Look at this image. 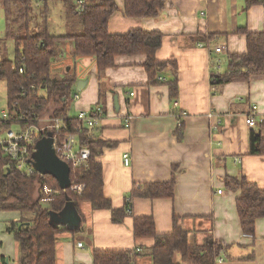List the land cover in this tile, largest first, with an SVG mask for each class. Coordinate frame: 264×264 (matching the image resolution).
I'll return each mask as SVG.
<instances>
[{
  "label": "crops",
  "instance_id": "0c3cea01",
  "mask_svg": "<svg viewBox=\"0 0 264 264\" xmlns=\"http://www.w3.org/2000/svg\"><path fill=\"white\" fill-rule=\"evenodd\" d=\"M247 1L167 0L158 18L131 19L123 15L125 0H115L120 10L108 22L110 34L144 30L164 36L157 59L177 64L176 102L166 82L151 83L146 56H119L100 79L95 59L71 57L72 42L60 44L59 58L70 54L67 66L75 71L77 83L89 81L80 92L76 84L73 95L79 98L74 97L68 115L76 118L96 105L106 113L97 128L102 138L115 144L100 157L104 194L113 207L122 209L137 183L170 182L175 175L177 185L173 199H134L132 214L122 224L113 223L110 209L94 211L90 202H81L83 230L57 234V264H93L96 249H140L144 255L136 264H152L155 239L137 240L134 220L153 217L157 233L167 235L173 231L174 216L188 232L190 245H202L213 237L226 246L218 264H264V218L257 220L253 239L246 238L236 204L241 192L227 184V179L246 177L264 190V155L250 154V132L260 131L264 138L258 118L264 117V75L218 88H213L211 78L212 72L227 71L231 55L248 51L240 29L264 33V2L249 7ZM219 45L224 50L217 54L214 48ZM172 69L166 68L160 78L168 82ZM254 106L259 121L248 127L245 117ZM49 108L48 116L62 108L59 97ZM179 111L187 115L182 137L177 135ZM125 154L130 155L129 166L124 164ZM24 217L31 220L34 215L0 211V264L18 261L17 242L8 229Z\"/></svg>",
  "mask_w": 264,
  "mask_h": 264
},
{
  "label": "trees",
  "instance_id": "16d2710c",
  "mask_svg": "<svg viewBox=\"0 0 264 264\" xmlns=\"http://www.w3.org/2000/svg\"><path fill=\"white\" fill-rule=\"evenodd\" d=\"M36 0H0L6 18V35L0 43L14 41V58L0 60V81L7 83L8 111L10 119L0 122V135L8 129L19 126L27 129L37 125L49 105L58 97L62 108L53 116L66 117L69 129L65 133H74L79 138L80 146H87L91 152L88 168L71 169L72 184H84L85 189L80 195L70 189L63 191L59 182L53 176H42L38 172L33 176L21 174L13 167L12 161L3 155L0 147V211H18L22 214L32 213L31 220L25 217L21 222H11L8 232L14 234L17 242L19 264H57V239L60 232L70 231L80 233L79 229H69L54 223L53 216L60 215L67 205L71 204L81 218L80 204L90 202L92 209L111 210L112 221L122 224L124 219L132 214L134 199H173L177 179L165 183H137L125 200L122 209H115L110 198L104 194L103 166L100 157L107 146L115 144L106 141L100 135L98 128H87L76 118L68 115L70 105L74 100L77 81L74 77L59 80L52 77V63L59 57L60 44L71 40L75 57L93 58L98 66L100 79L108 68L115 67L119 56H146L144 63L151 83L166 82L169 86L172 101L176 102L178 93L177 64L159 61L158 49L164 36L158 32L133 30L127 34L112 35L109 32V20L120 10L115 0H88L84 10H77L73 4L69 8L73 15L78 16L83 26V33L56 37L50 33L48 24L49 0L44 4V23L40 31L31 33L30 19ZM41 1V0H37ZM67 4H69L65 0ZM167 0H125L123 15L127 18L154 19L158 18ZM249 7L260 5L264 0H248ZM21 20H26V28H17ZM23 33V36H21ZM239 33L247 38L248 51L244 54H233L229 57L227 71L211 73L212 86L218 88L234 82H247L255 76L264 75V33H254L240 29ZM172 66V78L167 82L159 78L166 68ZM23 89L24 94L23 95ZM42 92L44 94H42ZM173 102V103H174ZM264 125V123H262ZM185 124L178 127L177 135ZM250 154L264 155V138L260 131L250 132ZM47 133H41L36 138L34 149L39 142L47 138ZM33 154L32 165L35 168L36 152ZM36 169V168H35ZM229 188L240 191L237 199L238 214L241 220L242 232L255 236L257 220L264 218V190L256 183L249 182L246 177L227 179ZM39 186L37 199L33 194ZM53 190L51 196L44 190ZM43 203L46 206H43ZM179 219L173 217L174 228L167 235H159L153 217H138L134 220V237L155 239L150 250L152 264H218L217 260L226 253V246L210 237L204 244L192 246L189 243L188 232L179 225ZM93 264H136L142 255L134 250H99L93 251ZM179 254L178 261L176 256Z\"/></svg>",
  "mask_w": 264,
  "mask_h": 264
},
{
  "label": "built area",
  "instance_id": "2783aa9c",
  "mask_svg": "<svg viewBox=\"0 0 264 264\" xmlns=\"http://www.w3.org/2000/svg\"><path fill=\"white\" fill-rule=\"evenodd\" d=\"M44 1V0H41ZM75 5L77 10H84L88 5V0H75ZM215 52L217 54L221 53L224 49L222 46L215 47ZM161 81L166 80L159 78ZM23 95L24 89H23ZM79 98V95H75V100ZM258 107L254 106L252 112L246 115L247 125L248 127H256L258 124L257 112ZM177 120L179 121V125L182 124V120L187 116L185 112H177ZM106 117L105 110L100 106L96 105L90 111H81L78 113L76 117V121H79L87 128H97L100 126L103 119ZM260 121L264 122V117L258 116ZM10 119V112L8 108L0 110V122H7ZM69 118L62 117H54L49 121L47 127L40 129L35 126H31L27 129H21L18 131L13 130L12 128L8 129L5 132V137L0 138V147L2 149L3 155L8 157L12 163L13 167L18 170L19 173H23L27 176H33L38 171L33 167V154L35 151L34 146L36 143V138L39 137L41 133H47L49 135L51 133L52 139H54V149L60 159L64 162H67L71 169H79V168H88L91 152L87 146H80L79 138L74 133H65L69 129L68 124ZM48 137V136H47ZM130 155H124V164L126 166L130 165ZM85 189V185L80 184H72L71 190L78 195L83 192ZM47 196H51L52 191L45 189L44 191ZM219 194L223 192L218 191ZM248 239H253L252 235H245ZM79 248L82 247V243L78 245ZM137 252L140 249H136ZM222 260H220L221 262Z\"/></svg>",
  "mask_w": 264,
  "mask_h": 264
},
{
  "label": "rangeland",
  "instance_id": "374dc122",
  "mask_svg": "<svg viewBox=\"0 0 264 264\" xmlns=\"http://www.w3.org/2000/svg\"><path fill=\"white\" fill-rule=\"evenodd\" d=\"M69 4L66 3L65 0H49L48 5V24L50 25V31L52 35L56 36H61L62 34H70V35H76V34H82L83 33V26L80 23V20L78 16L73 15L69 5H72V1H67ZM75 5V2H73ZM32 16L30 19V31L31 33H37L40 31L41 27H43L44 23V4L42 1H35V4L33 5L32 8ZM26 22V20H24ZM23 20L20 21V24H18L17 28H20L21 26L26 28L25 22ZM6 35V18H5V12H3V5L0 4V39L4 40ZM21 36H23V33H21ZM64 42H72L71 40H66ZM14 41H4L0 43V60H5V59H13L14 58ZM71 57L73 56L74 49H73V43H71ZM7 46V51L3 53ZM67 49V48H65ZM66 55L62 56L61 58H56L54 62L52 63V74L54 78L63 80V79H68L72 78L73 75L75 74L74 70L69 69L67 66V61L69 62L70 54L65 52ZM6 85L5 81H0V110L1 109H6L8 105V97L6 94ZM50 107V105H49ZM50 109V108H48ZM48 109H46V112L37 119V127L40 129H43L48 126L49 121L57 116H49L47 113L49 112ZM51 113V111H50ZM74 116H77V113L74 114ZM13 130L18 131L20 129L19 126H14L12 127ZM5 133L0 135V138H4ZM39 186H37L36 191L33 194L34 200L37 199V195H39L38 191ZM45 191V190H44ZM53 192V190H51ZM54 193V192H53ZM52 193V194H53ZM44 194H46L44 192ZM47 195V194H46ZM43 206H46L45 203H43ZM18 252V250H17ZM144 255V253L142 254ZM179 259V254L176 256V260L178 261ZM179 262V261H178ZM15 264H19V261L13 262ZM12 264V263H11Z\"/></svg>",
  "mask_w": 264,
  "mask_h": 264
},
{
  "label": "water",
  "instance_id": "95a60500",
  "mask_svg": "<svg viewBox=\"0 0 264 264\" xmlns=\"http://www.w3.org/2000/svg\"><path fill=\"white\" fill-rule=\"evenodd\" d=\"M89 84L88 80H78L77 91H83ZM36 164L35 168L42 176H53L63 191H66L72 187L71 181V167L60 159L54 149V139L51 137V133L48 137L39 142L36 147ZM54 223H58L59 226H67L69 229L81 228V218L73 205L66 206L65 211L60 215H54Z\"/></svg>",
  "mask_w": 264,
  "mask_h": 264
}]
</instances>
